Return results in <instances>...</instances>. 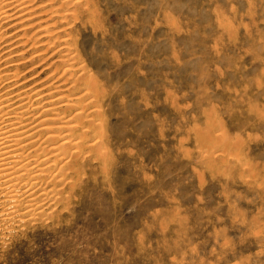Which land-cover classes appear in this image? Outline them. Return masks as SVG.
Here are the masks:
<instances>
[{"label": "rangeland", "instance_id": "obj_1", "mask_svg": "<svg viewBox=\"0 0 264 264\" xmlns=\"http://www.w3.org/2000/svg\"><path fill=\"white\" fill-rule=\"evenodd\" d=\"M62 1L0 23L2 90L71 93L53 107L90 104L100 144L43 217L0 227V264H264V0Z\"/></svg>", "mask_w": 264, "mask_h": 264}, {"label": "bare ground", "instance_id": "obj_2", "mask_svg": "<svg viewBox=\"0 0 264 264\" xmlns=\"http://www.w3.org/2000/svg\"><path fill=\"white\" fill-rule=\"evenodd\" d=\"M64 1L65 0H63L61 3L63 5L64 4L67 5V1L66 2H64ZM68 2H69V0H68ZM79 2H81V1H78L77 4ZM81 4H83V3H81ZM37 5L38 4H36L35 7H37ZM35 7H34V0H0V23L1 22L5 23L9 20H14V22H12L10 24L14 23L15 26L17 25V27L19 26L20 28L23 29L26 25L30 24V22L28 24L27 21L31 20L32 18L28 19L26 21L27 22L26 23L25 19L22 18L23 16L22 17H19V16L24 15V13H26V12H27L26 14H28V12L30 11L29 13H30V17H31L33 14V11L35 10L34 9ZM53 7H54V5H53ZM61 8H62V6H61ZM13 9H14V11H16V13H10L9 12V10L10 11L12 10V12H13ZM59 12L60 11L58 9L55 10L53 12L54 13L53 16L58 15ZM34 14L36 15L35 12H34ZM34 14H33V16H35ZM37 15H40V14H37ZM64 15H66V14L64 13ZM26 17L27 16H25V18ZM28 17H29V15H28ZM33 18H35V17H33ZM40 20L41 19H38V22H43ZM23 21H24V24H23ZM16 29H19V28H16ZM52 29L55 31V28H52ZM62 29H64V27ZM44 30H46V32H48L49 27H48V29L44 28ZM38 31H39V29H38ZM62 31L64 33L66 32L64 30H62ZM70 31H72V30H70ZM33 34H34V31H33ZM65 34H63V35H65ZM2 35L0 34L1 39L4 37V36L2 37ZM20 35H21V33H20ZM67 35H68V33H67ZM17 36H18V34H17ZM69 36L70 35H68V37ZM66 38H64L65 41L67 40ZM70 40H71V38H70ZM24 41H26V40H24ZM18 43H20V42H18ZM18 43H16V44H18ZM71 43H73V41H71ZM67 46L71 47L70 44ZM8 48H10V47H8ZM65 48L68 49V47H64V49ZM61 49H63V48H61ZM22 50H24V49H22ZM44 51H45V49H44ZM54 51L55 50H53V52ZM61 51L59 53L64 54ZM66 51H64V52H66ZM72 51L73 50H71V52ZM18 52H19V50H18ZM72 53H75V51ZM10 54L8 52V55H10ZM74 56H77V55H74ZM64 57L65 56H63L62 58H64ZM62 58L60 60H62ZM66 59L69 60L67 56H66ZM70 59H72V61L70 60L71 63L73 62V60H74V62L76 60L75 57H72ZM17 61H19V60H17ZM8 62H7V64H8ZM63 62L64 63L66 62L64 65L67 64V66H65V68H67L68 65L71 67L74 66V62L72 65H70L71 63L68 64V62L66 60ZM83 63H85V62H83ZM13 64H15V63H13ZM76 64H79V66H80V64H82V63H77V60H76ZM58 65L60 66V64H58ZM8 66H9V64H8ZM8 66H7V68H8ZM18 66L17 67L15 66V72L18 70ZM2 69H3V67H2ZM2 69H0V72ZM5 69H6V67H5ZM5 69H4V71H2L3 73L7 72V71L9 72V70L5 71ZM84 69H85V67L82 68V70L86 72L87 70H84ZM12 70L14 71L13 68L10 71H12ZM66 70L68 71V69H66ZM13 71L11 73H13ZM67 71H66V73H67ZM77 71L78 70H76V73H77ZM64 72H63V74H65ZM71 72H69L70 75L73 73V72L72 73ZM83 73L84 72H82V75L84 76L85 74H83ZM78 74H79V72H78ZM91 75L92 74L90 73V76ZM11 76L14 77L13 74ZM11 76H9V77L6 76V78H3L0 75V227L4 226L6 229L15 228L16 226H18V227L22 226V225L26 224V222H29L30 220H32L34 218L37 219L36 217H41V216L43 217V214H45V212L48 211L46 209L50 208L52 206L51 205L52 203L55 204V202L57 203L60 200H63L65 198L66 188L68 186L73 185V183L75 182L76 175L79 173V171L81 169L84 168L83 164H82V159L85 158L84 156L87 153V148L89 149V147H91V149H92V147L95 148L97 146L96 144H98V143L100 144L99 140H98V143H94L95 142L94 141L92 144H90L89 142H91V141H88V139H90L91 137L88 138V136H92L95 134L92 133V135H87L91 131L89 126L87 125L88 128L86 129L87 126H85L80 121H76L77 117H82V118L84 117V119L86 117L87 118L89 117L90 114L86 113L85 110H83L84 107L88 103L87 104L83 103V104H85L84 106L82 104L83 109L79 108L80 110L78 109V111L74 110V111H77L76 113L74 112L75 114L73 112L68 113V115L72 114L73 116L69 115L70 116L69 117V116L61 115V113L59 111L63 106L58 108V109L53 107V106H56V104L57 105L58 104H65L66 105V107H64L65 109L72 107L71 104H69V103L72 102V104H73V102H76V101H73V98H72V100H69L71 98L70 97L71 93L70 94L68 93L69 95L66 94L68 96V99H63V96L60 97V94L56 98H53V96H55V95L51 94L52 100H49L48 99L49 95H47L48 100L46 99L44 101L45 97H44L43 93L44 92L46 93V91L41 90V89H37L35 87L33 89L30 88V89H25V90H22V89L20 90L18 88V90H16V91H14L13 88H12L13 91H12V89L11 90L8 89V87L11 88L13 86V84L14 85L16 84L15 81H13V80H10L5 84V87L8 90H5L7 92H4L2 90L4 86L2 84H3V82H5V79H9V78H11ZM59 76H60V74H59ZM72 76H73V74H72ZM77 76L78 75H76V77ZM83 76H80V77L83 78ZM86 77L88 78V75H86ZM68 78H70V77H68ZM68 78H66V80H69ZM92 78H94V76H92ZM92 78L89 77V79H92ZM21 79H22V77H21ZM72 79H73V77H72ZM75 80H72V81H74L76 83ZM92 80H90V82H92ZM74 82H73V84H74L73 89L74 88L76 89L77 86L75 85ZM79 82L81 83V81H79ZM79 82H77V83H79ZM17 84L19 85L20 83H17ZM69 84H70V86L72 85V83H69ZM58 85H59V83H58ZM84 85L85 84H83V86ZM92 85H94L93 82H92ZM20 86H22V85H20ZM28 87H29V85H28ZM68 87L69 86H67V88ZM90 87H91V89L94 88L93 86H90ZM90 87L88 86L87 90ZM71 89L72 88L70 87V88H68L67 91H69ZM80 90H81V88H80ZM87 90L85 89L86 92H87ZM50 91L51 90H49V92ZM67 91H66V93H67ZM85 91L83 93H86ZM83 93L79 94L77 92L78 96L79 95L81 96V94H83ZM97 93H99V92H97ZM73 94H74V91H73ZM86 94L84 96H88ZM96 94L95 95L91 94L90 96L93 97V96H96ZM61 95H63V94H61ZM76 95H71V96L73 97ZM90 98L91 97H89V100H91ZM83 99H85L84 102H86L87 99L85 97L80 98L79 100H83ZM77 101H78V97H77ZM97 101H99V100L98 99L96 101L91 100V102H93V103L94 102L96 103ZM74 104H80V103H74ZM67 105H69L70 107H68ZM88 105L90 106V104H88ZM58 106H60V105H58ZM77 106L78 105H75V109L77 108ZM89 106L87 108H89ZM95 106L99 107V105H95ZM95 106L93 104V107H95ZM91 108L88 110H91ZM96 110H93V112H92L93 114L91 113V115H94L96 113ZM100 110H101V108H99V110H97V113L100 112ZM87 112H89V111H87ZM64 113L66 114V112H64ZM101 113H99V114H101ZM87 118H86V120H87ZM80 119L78 118V120H80ZM97 119L98 118H96V120H92V118H91L90 121L98 122L99 120L97 121ZM100 119L102 121V116ZM101 121H99V122H101ZM92 122H90L89 124L91 125ZM102 124H103V122H102ZM96 125L97 124H95L94 127ZM94 127H92V128H94ZM98 137H100L99 134H98ZM95 139H97V138H95ZM90 140H92V139H90ZM101 147H104V146H101ZM98 150H97V152H98ZM89 151H90V149H89ZM216 152H217V150H216ZM95 158H97V157H95ZM105 158H106V156H105ZM84 162H85V160H84ZM78 176H79V174H78ZM70 190H72V189H70Z\"/></svg>", "mask_w": 264, "mask_h": 264}]
</instances>
